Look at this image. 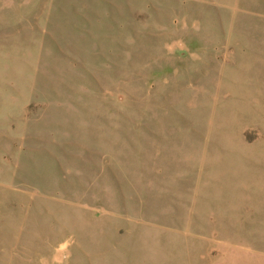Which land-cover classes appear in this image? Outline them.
<instances>
[{
  "label": "rangeland",
  "instance_id": "1",
  "mask_svg": "<svg viewBox=\"0 0 264 264\" xmlns=\"http://www.w3.org/2000/svg\"><path fill=\"white\" fill-rule=\"evenodd\" d=\"M0 264H264V0H0Z\"/></svg>",
  "mask_w": 264,
  "mask_h": 264
}]
</instances>
